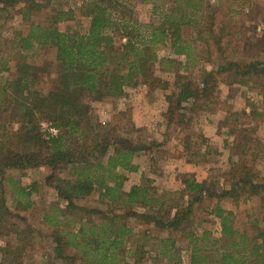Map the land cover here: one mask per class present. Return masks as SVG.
<instances>
[{
	"label": "trees",
	"instance_id": "16d2710c",
	"mask_svg": "<svg viewBox=\"0 0 264 264\" xmlns=\"http://www.w3.org/2000/svg\"><path fill=\"white\" fill-rule=\"evenodd\" d=\"M79 1L73 8H64L62 0H0V11L14 12L23 22H30L25 35L16 33L11 42L16 47L10 50L20 56L14 76L0 80V178L11 187L12 206L29 208L36 184L21 186L6 173L47 168L43 183L64 204L55 203L51 214L42 219L49 227L55 260L72 264H264V174L256 169L264 144L258 138L241 128L229 131L233 158L223 182L187 177L181 190L156 195L142 185L123 190L121 172H135L132 157L147 147L118 136L115 128L100 124L91 114V104L120 99L126 88L139 86L149 91L160 87L166 93L163 118L168 125L183 124L187 106L195 108L201 100L205 104L199 106L212 112L216 99L212 94L217 90L213 73H204L198 84L180 74L192 60L191 47L180 37L182 26L193 27L198 37L214 44L221 61L217 73L230 76L231 84L254 85L264 97V61H231L225 56L226 35L231 36L226 15L237 14L239 10L230 8L242 0H217L215 5L209 0H167L170 7L160 25H149L145 34L124 12L122 1ZM77 14L82 26L73 30L70 23ZM40 16L42 21H32ZM116 34L121 38L118 46ZM167 44L173 56L184 58V64L171 57L158 58L157 47ZM41 49L53 51L58 67L54 87L46 94L36 88L42 68L34 58ZM155 65L172 73L171 85L155 76ZM8 71L9 62L2 57L0 75ZM246 117L252 122L263 118L254 106ZM42 124L57 134H50ZM189 149L186 143L184 150L189 153ZM194 156H200L199 149ZM95 192L105 210L77 204ZM0 196V237L8 239L0 246V264H23L34 230L11 213L1 185ZM250 197L259 199L257 217L249 222L251 233L240 231L233 212L220 205L225 199L237 202ZM204 199L215 202L210 213L219 228L217 237L207 230H192L191 216ZM131 222L144 228L132 227ZM175 235L185 246L178 245ZM182 251L187 253L186 263Z\"/></svg>",
	"mask_w": 264,
	"mask_h": 264
},
{
	"label": "rangeland",
	"instance_id": "374dc122",
	"mask_svg": "<svg viewBox=\"0 0 264 264\" xmlns=\"http://www.w3.org/2000/svg\"><path fill=\"white\" fill-rule=\"evenodd\" d=\"M63 7H72L79 0H62ZM67 1V2H66ZM127 15L137 24L142 34L147 33L146 27H158L162 16L170 7L167 0H120ZM216 4L217 0H209ZM242 1L244 3H242ZM239 6L233 4L230 10L237 9V14L227 13L226 20L231 22V36L225 39V56L228 60H241L247 62L253 59L264 61V0H242ZM154 7H157L154 10ZM226 12V11H224ZM32 18L34 22H40L44 18ZM228 18V19H227ZM30 22H23L19 15L14 12L6 14L0 11V63L2 57L9 62L10 71L0 75L9 79L14 76L15 63L20 56L10 47L14 35L20 33L25 35ZM73 30L82 26L81 19L77 17L70 23ZM180 37L191 47V61L186 65L187 70H180V74L187 76L193 83L198 84L204 78V73H213L217 90L212 94L216 98L211 106L212 112H205L198 102L195 108L187 106L183 112V124L171 123L168 125L163 118L166 110L164 93L160 87L150 89L139 86L126 88L125 96L116 100H104L91 104V114L97 121L108 123L115 128L118 136L130 139L135 145L147 147L148 150L140 151L133 155L131 164L136 167L135 172H121L124 175L123 190L132 186H148L151 193L161 195L173 193L182 189L184 178L191 177L197 182L204 180L223 182L222 175L229 169V159L232 157L230 144L232 136L228 135L232 129H244L246 134L258 138L264 144V97L259 96V88L245 83V85L231 84L230 76L225 73H217L216 70L221 63L220 56L214 44L206 37H198L193 27L182 26ZM195 38V39H194ZM119 35L116 34L115 45L118 46ZM208 40L209 42L207 43ZM237 50V55L234 53ZM156 53L159 59L167 57L174 58L180 64H184V58L173 56L169 45L157 47ZM34 62L42 68L37 90L46 94L54 87L57 75V64L54 62V53L49 49H41L36 52ZM156 77L173 83L172 73L163 71V66L155 65ZM254 106L262 114V120L252 122L246 114L249 107ZM235 114V116H234ZM228 119V120H227ZM42 126H45L42 124ZM204 140V141H203ZM186 143L190 146L189 153L184 150ZM199 149L200 156L191 157V154ZM205 152V153H202ZM260 154L256 163V169L264 174V151ZM191 160V163H187ZM47 168H38L20 173L11 171L6 173L11 179L19 180L21 186L36 184V190L29 198L31 206L27 209L23 205L19 208L12 206L11 187L6 182L0 185L4 189L6 205L12 214L23 218L24 223L34 230L33 245L27 247L23 253V264H72L66 261H58L53 257L49 241V227L43 222L44 214H51L55 203H59L55 194L43 183V178L48 174ZM149 181V182H147ZM1 197V196H0ZM80 206L98 208L105 210V205L99 201L95 192L89 198L77 202ZM215 202L204 199L191 216V227L195 232L207 230L212 236H218V225L210 211ZM62 207L63 203H59ZM221 207L234 214V224L240 231L253 232L249 222L257 217L259 199L250 197L235 202L230 199L221 201ZM21 207V208H20ZM132 227L144 228L138 223L131 222ZM161 236L164 235L160 234ZM179 246H185L186 242L179 239ZM7 238L0 237L6 243ZM184 263L187 262V253H180Z\"/></svg>",
	"mask_w": 264,
	"mask_h": 264
},
{
	"label": "built area",
	"instance_id": "2783aa9c",
	"mask_svg": "<svg viewBox=\"0 0 264 264\" xmlns=\"http://www.w3.org/2000/svg\"><path fill=\"white\" fill-rule=\"evenodd\" d=\"M45 130H47L50 134L52 135H56L57 134V130L52 128V127H48V126H42Z\"/></svg>",
	"mask_w": 264,
	"mask_h": 264
}]
</instances>
